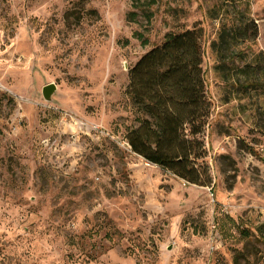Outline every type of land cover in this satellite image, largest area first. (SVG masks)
<instances>
[{
	"label": "rangeland",
	"instance_id": "rangeland-1",
	"mask_svg": "<svg viewBox=\"0 0 264 264\" xmlns=\"http://www.w3.org/2000/svg\"><path fill=\"white\" fill-rule=\"evenodd\" d=\"M153 1L0 0V264H264V0ZM194 27L208 185L124 138L129 69Z\"/></svg>",
	"mask_w": 264,
	"mask_h": 264
},
{
	"label": "trees",
	"instance_id": "trees-1",
	"mask_svg": "<svg viewBox=\"0 0 264 264\" xmlns=\"http://www.w3.org/2000/svg\"><path fill=\"white\" fill-rule=\"evenodd\" d=\"M130 0L133 8L126 20L135 21L141 11L151 20L150 6ZM142 45L147 37L135 31ZM201 29L168 32L162 42L146 51L128 71L125 95L135 107L137 125L127 129L125 141L131 151L145 161L170 170L188 183L208 185L211 179L197 165L203 156L198 135L210 115L201 68ZM206 171V170H205Z\"/></svg>",
	"mask_w": 264,
	"mask_h": 264
},
{
	"label": "water",
	"instance_id": "water-1",
	"mask_svg": "<svg viewBox=\"0 0 264 264\" xmlns=\"http://www.w3.org/2000/svg\"><path fill=\"white\" fill-rule=\"evenodd\" d=\"M56 90V85L53 82L47 83L41 89L42 96L45 100H51L53 93Z\"/></svg>",
	"mask_w": 264,
	"mask_h": 264
}]
</instances>
